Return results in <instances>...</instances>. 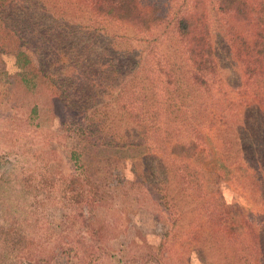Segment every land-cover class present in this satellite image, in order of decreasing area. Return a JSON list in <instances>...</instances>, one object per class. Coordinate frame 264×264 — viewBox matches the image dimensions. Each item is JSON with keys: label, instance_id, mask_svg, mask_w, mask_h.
Returning <instances> with one entry per match:
<instances>
[{"label": "rangeland", "instance_id": "374dc122", "mask_svg": "<svg viewBox=\"0 0 264 264\" xmlns=\"http://www.w3.org/2000/svg\"><path fill=\"white\" fill-rule=\"evenodd\" d=\"M2 2L8 31L39 21L40 42L26 34L20 58L0 49V264H264V71L246 77L223 37L252 40L264 0H250L249 18L216 23L211 93L194 83L175 32L149 37L84 0ZM158 61L174 91L163 92ZM79 86L102 90L103 133L68 104Z\"/></svg>", "mask_w": 264, "mask_h": 264}, {"label": "trees", "instance_id": "16d2710c", "mask_svg": "<svg viewBox=\"0 0 264 264\" xmlns=\"http://www.w3.org/2000/svg\"><path fill=\"white\" fill-rule=\"evenodd\" d=\"M84 1L85 3L90 5L92 10L97 11L103 16L109 15L113 18H117L118 20L134 24L141 29H145L144 31L148 32L149 37L155 38V35H153L154 33H152L154 27H162V32L164 33L171 31L175 32L182 44L183 57L193 62L194 67L190 74L194 80V83L196 85H200L201 90L204 87L203 89L206 92L208 91L210 93L214 90V88H216V85H218V82L216 81V71L219 66L216 56L218 48L215 46V40L218 36L216 35L218 26L216 23L219 22L221 27H223L222 25L225 24L230 26V19L232 18V15L244 17L246 19L249 18L253 13L258 12V9L253 6L250 0H190L191 3L186 2V0ZM0 7H7V3H0ZM36 10L37 9L31 10L33 11V15L35 14ZM0 11H2L1 8ZM39 24V21L35 23H33L32 21H28L27 25L24 26V30L22 32L20 31V35H18L15 32L10 33V31H8V24L4 22V20H0L1 51L15 53L19 58L21 54L26 55L25 50L23 49V41L24 39H26V34H29L30 38H32L30 40V43L33 47L40 42L39 37H37L38 35H36V31L38 29L37 25ZM257 27V32L255 33L256 36H254L252 40L250 39L251 33L241 35L242 37H240V35H237L232 29H228L229 31L227 35H223L231 48L233 47L235 48V50L240 51V53L237 54L238 62H242L245 68L248 67L247 69H245L244 73L248 78L252 74H256L259 71L260 73L261 71H264V22H262V27L260 25H258ZM56 32L58 35L63 34L62 31ZM71 32H73V28H71ZM13 34H16V39L14 38ZM48 36H50L49 38H47V42L49 44L44 41V45L48 49L52 50L53 47H50V44L54 41L53 38L55 37H53V35ZM237 42L239 43V45H241V49L237 47ZM95 55L97 57L95 61L98 62V59L100 61V54L98 53ZM128 59H130V56ZM48 61H50V59ZM27 62L28 57L26 58L25 63ZM158 63L159 64L157 66V69L159 70V72L165 73L164 79H166V84L164 85L163 92L166 93V89H168L170 92L174 91L176 83L174 82V80L176 81L175 74L170 71V67L167 63L163 61H158ZM97 65L100 66L101 64L97 63ZM121 65H123V63H121ZM137 66V62L131 64L129 67L130 72L132 73L136 71ZM99 68L100 67H97V71L100 70ZM102 73L103 71H101V73H98L100 78L101 76H104V74ZM124 78H126V75ZM23 80L27 81L28 78L23 77ZM34 85H37V83H34ZM101 91L102 90L93 91L92 88H87L86 86L76 87V93L74 94L78 96H75L72 100V102L75 103L74 105L72 102L71 104L68 103L69 105H72V108H76V115L78 116L79 124L83 126V121L89 118V124L87 125V127L96 134H98L99 132L103 133L102 129L105 130L109 128L108 126L104 125L105 121L96 119L97 113L104 107L102 105H98L100 104L101 100L96 99V96H99ZM221 91L222 87L219 85V92ZM64 92H66V90H64ZM67 95H69V92L67 93ZM154 95L157 96V92H155ZM160 97H162L161 92ZM158 104L154 105V109L155 113L159 115V109H163V101H159ZM131 105L132 104H130V106ZM227 105L228 104L226 103L225 107L217 109V113L219 115L221 114L224 117L226 114ZM126 109L129 110V108ZM121 144L123 143L117 144V146H113L123 148L126 145V143H124L125 145ZM105 145L109 147L111 144L107 142L105 143ZM74 156L75 155H73V157ZM110 173L112 174V172ZM73 182L76 184L78 183L79 185L78 178H74ZM73 182L71 181L72 188H69L71 189V193H74L75 191L76 197L85 196L86 194L83 191L78 190L76 187H74L75 185ZM91 192L95 195H100L99 189L97 187L95 189L92 188ZM98 230L100 231L99 226L97 227V231Z\"/></svg>", "mask_w": 264, "mask_h": 264}]
</instances>
